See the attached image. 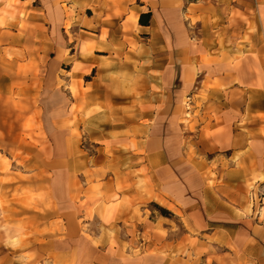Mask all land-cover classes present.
Listing matches in <instances>:
<instances>
[{
	"label": "rangeland",
	"instance_id": "374dc122",
	"mask_svg": "<svg viewBox=\"0 0 264 264\" xmlns=\"http://www.w3.org/2000/svg\"><path fill=\"white\" fill-rule=\"evenodd\" d=\"M112 1L80 3V20L71 7L60 25L53 11L30 19L20 0H0V264H93L88 250L58 254L62 239L29 257L31 234L17 223L43 212L45 188L71 223L84 218L89 240L107 237L113 257L102 252V264H261L264 178L237 177L253 168V136L240 122L217 123L209 107L207 89L222 87L215 75L233 67L222 49L202 46L205 16L192 12L203 5L166 0L167 16L155 0L142 32ZM241 4L237 43L264 55V1ZM14 41L35 45L31 59L6 47Z\"/></svg>",
	"mask_w": 264,
	"mask_h": 264
},
{
	"label": "crops",
	"instance_id": "0c3cea01",
	"mask_svg": "<svg viewBox=\"0 0 264 264\" xmlns=\"http://www.w3.org/2000/svg\"><path fill=\"white\" fill-rule=\"evenodd\" d=\"M23 3L22 9L25 12L27 17L30 19L39 18V14L42 11L46 10L47 13L53 11V16L58 17L60 25H64V22L70 18L69 9L72 7L74 12L75 19H82L83 14L80 9V3H85L87 0H75L71 2V0H47V6H39L36 3V0H20ZM90 1V0H89ZM133 1L137 0H120L118 1V5L120 9H130L134 12L135 18L134 23L137 24L139 30L146 31L153 27V20L155 18L154 7L155 5H162L161 7L167 8L166 0H157L158 2L153 5L155 0L142 3L135 4ZM198 3H201L204 8L203 13H198V9L193 13V17L198 19L202 18V15L205 19V30H207L208 38L205 41V48L212 49L213 51H219L222 49V52L228 54V57L224 58L222 64H227L232 66L231 70H224L220 74L215 75L214 80L219 82L222 87L220 88H208L207 92L209 93L211 100V104L209 107L216 108L217 111V123L220 122L222 124L225 123H236L240 122L245 125V128L249 130V136H253L248 140H253L256 144V149L252 152H249L246 155L249 156L248 162L253 161V164L250 165L248 174H242V170L238 169V176H254L259 178V182L263 181L264 178V153L261 151V155H258V147L260 145V141H262L261 131L264 127V106L261 104L260 99L264 98V86H260V83L264 82V55H262L261 47H254L252 49H248L247 45H240L237 43V38H235L234 34H240L244 31L247 20L241 18L240 16H233L234 8L241 9L243 6L241 3L246 0H195ZM251 2L261 3L264 0H249ZM104 4L110 5L113 3L112 0H100ZM169 2V1H168ZM233 3V4H232ZM66 5V9L63 7ZM259 5V4H258ZM154 6V7H153ZM244 7V6H243ZM82 8V7H81ZM201 7L199 6V9ZM151 13V18L149 20L148 25H142L139 22V19L142 14ZM165 14L169 16V9L164 10ZM262 11H260L261 14ZM116 15H113V17ZM262 19V17H261ZM262 19V23H263ZM54 32V31H53ZM216 34V35H215ZM217 35L222 36L224 38V46L223 48L217 43ZM34 44L26 42H9L7 48L10 50H28L33 51ZM243 46V47H240ZM33 52L23 53L26 55V59L32 57ZM249 53H256L258 59H254L249 56L246 59L244 56ZM17 55V53L15 54ZM234 55H242L243 58L235 60L233 58ZM16 59V58H15ZM14 59V60H15ZM16 61V60H15ZM258 67V72H256V68ZM238 114V115H237ZM219 117V118H218ZM216 119L212 120L213 125L216 124ZM242 133H240V137L243 138ZM251 140V141H252ZM250 142V141H249ZM259 142V143H258ZM258 144V145H257ZM247 145V144H246ZM253 155V159L250 156ZM225 174V171H221ZM227 173V172H226ZM209 175V173L207 174ZM209 190H207V199L209 200ZM45 199H43L46 207L43 212H40L38 216H22L18 220V226L21 227L19 233H30V237L26 240L29 242L26 245V251L29 257L37 256L39 250L43 252H48L50 250H55V243L62 239L65 246L59 248L57 247L58 254H64L70 259L73 258L74 253H77V256L80 257L83 254V251H90L93 254L94 262L93 264H102L99 262V257L102 255V252L108 253L109 256L113 257V248L111 249L109 246V240L106 236H102L101 234H92V240L97 239V246L94 245L92 240H89L85 236V231L83 227L86 225L84 218L77 217L73 223L67 218L65 212L60 208L63 206L62 203L55 202L54 191L49 188H45ZM28 199L24 198L22 202H26ZM209 203V202H208ZM208 207V206H207ZM214 210H212V214H214ZM95 221L98 220H93ZM89 223L88 225H92ZM77 225V233H71L70 227L71 225ZM40 244H37V243ZM34 252V253H33ZM45 253V254H46ZM47 256V254H46ZM260 263L264 264V254L260 256Z\"/></svg>",
	"mask_w": 264,
	"mask_h": 264
},
{
	"label": "trees",
	"instance_id": "16d2710c",
	"mask_svg": "<svg viewBox=\"0 0 264 264\" xmlns=\"http://www.w3.org/2000/svg\"><path fill=\"white\" fill-rule=\"evenodd\" d=\"M150 18H151V13L150 12L145 13V14H142L141 17H140V19H139V22L142 25H148ZM163 210L165 212H167L165 209H163Z\"/></svg>",
	"mask_w": 264,
	"mask_h": 264
},
{
	"label": "bare ground",
	"instance_id": "6f19581e",
	"mask_svg": "<svg viewBox=\"0 0 264 264\" xmlns=\"http://www.w3.org/2000/svg\"><path fill=\"white\" fill-rule=\"evenodd\" d=\"M157 144H160V142H158ZM197 176L198 175H195V177L191 176V180L190 181H192L194 178H198Z\"/></svg>",
	"mask_w": 264,
	"mask_h": 264
}]
</instances>
